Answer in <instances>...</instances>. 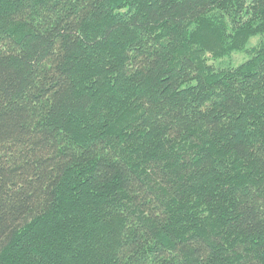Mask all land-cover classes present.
Returning a JSON list of instances; mask_svg holds the SVG:
<instances>
[{
    "label": "trees",
    "instance_id": "trees-1",
    "mask_svg": "<svg viewBox=\"0 0 264 264\" xmlns=\"http://www.w3.org/2000/svg\"><path fill=\"white\" fill-rule=\"evenodd\" d=\"M0 264H264V0H0Z\"/></svg>",
    "mask_w": 264,
    "mask_h": 264
},
{
    "label": "rangeland",
    "instance_id": "rangeland-1",
    "mask_svg": "<svg viewBox=\"0 0 264 264\" xmlns=\"http://www.w3.org/2000/svg\"><path fill=\"white\" fill-rule=\"evenodd\" d=\"M239 57H236L234 60L232 59V62H234L235 64H239L240 62H242V61H239V60H237Z\"/></svg>",
    "mask_w": 264,
    "mask_h": 264
}]
</instances>
